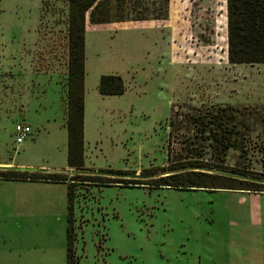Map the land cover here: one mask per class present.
<instances>
[{
	"label": "rangeland",
	"instance_id": "374dc122",
	"mask_svg": "<svg viewBox=\"0 0 264 264\" xmlns=\"http://www.w3.org/2000/svg\"><path fill=\"white\" fill-rule=\"evenodd\" d=\"M171 2L185 17L172 40L159 22L86 12L73 264H264V191L152 184L197 166L264 180V63L228 61L226 0ZM67 11V0H0V167L66 169ZM102 74L123 93L100 95ZM19 122L30 132L16 142ZM61 186L0 178V264H66Z\"/></svg>",
	"mask_w": 264,
	"mask_h": 264
},
{
	"label": "trees",
	"instance_id": "16d2710c",
	"mask_svg": "<svg viewBox=\"0 0 264 264\" xmlns=\"http://www.w3.org/2000/svg\"><path fill=\"white\" fill-rule=\"evenodd\" d=\"M169 0H67V89L66 117L67 130V165L75 171L83 167V130H84V43L85 15L90 11L91 23H105L114 20L164 19L167 16ZM227 9V59L230 63H264V0H226ZM98 91L107 95H119L124 88L119 75L102 74L99 77ZM185 176L179 172L168 176L180 177V182L173 183L167 176L155 178L153 185L184 187H218L239 191H264L255 186L248 174L234 170V174L220 181L219 173L203 167H187ZM231 175V177H230ZM0 178L28 179L44 181H62L68 184V225H67V262L73 264L71 217L72 183L77 175L70 170H49L27 167L0 168ZM84 181H107L132 183L123 179L97 180L94 175ZM129 180V181H126ZM221 182V183H220ZM141 183L143 182H133ZM186 183V184H184ZM148 184H151L150 182Z\"/></svg>",
	"mask_w": 264,
	"mask_h": 264
},
{
	"label": "crops",
	"instance_id": "0c3cea01",
	"mask_svg": "<svg viewBox=\"0 0 264 264\" xmlns=\"http://www.w3.org/2000/svg\"><path fill=\"white\" fill-rule=\"evenodd\" d=\"M171 0L168 1V7H167V16L166 18L164 19H146L147 21H155L156 22H159V23H162V27L163 28V31L165 34H168V37H166L165 39L166 40H172V33H173V21L175 23H178V20L179 18H182V20L185 21V17L183 16L182 12H181V6L180 5H177L178 7L176 8V6H172L171 4ZM180 24V23H178ZM185 24H183L184 26ZM182 26V25H181ZM190 26V25H189ZM194 27V28H197V30H203L202 29V26H200V24H198L197 22L194 23V25H191V28ZM187 31H183L182 29L181 30H178L176 33V35H179V36H183ZM192 31H190L191 33ZM193 35H195V37L199 36V35H202L201 32H192ZM198 38V37H197ZM171 52H172V48H171V45L170 44H166L165 45V48H164V54L165 56H170L171 55ZM85 76V75H84ZM99 81V79H98ZM98 86V82H97V85H96V88ZM97 91H98V88H97ZM98 93L100 95H107V94H102L98 91ZM66 170H70L74 167H71V166H68L67 163H66ZM0 168H4V167H0ZM45 169H49V170H61V168L59 169L58 166L56 167H52V168H45ZM63 169V168H62ZM4 179V178H2ZM10 180H21V181H26V182H32V183H43L45 185H49V186H54V185H62V195H63V203L65 204L66 203V199H65V187L67 188L68 187V184L67 182H62V181H44V180H28V179H10ZM58 201H59V197H58ZM65 211H63L64 213ZM58 214V213H57ZM67 214V213H66ZM59 216V215H58ZM67 216V215H66ZM7 251L9 253H12L13 251V247L10 245L8 246L7 248Z\"/></svg>",
	"mask_w": 264,
	"mask_h": 264
},
{
	"label": "built area",
	"instance_id": "2783aa9c",
	"mask_svg": "<svg viewBox=\"0 0 264 264\" xmlns=\"http://www.w3.org/2000/svg\"><path fill=\"white\" fill-rule=\"evenodd\" d=\"M30 132V128L27 124L19 122L15 125V141L21 142Z\"/></svg>",
	"mask_w": 264,
	"mask_h": 264
},
{
	"label": "water",
	"instance_id": "95a60500",
	"mask_svg": "<svg viewBox=\"0 0 264 264\" xmlns=\"http://www.w3.org/2000/svg\"><path fill=\"white\" fill-rule=\"evenodd\" d=\"M188 188H192V187H188ZM199 188H204V187H199Z\"/></svg>",
	"mask_w": 264,
	"mask_h": 264
}]
</instances>
